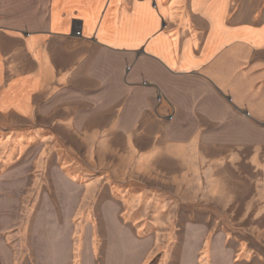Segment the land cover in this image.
<instances>
[{"label": "rangeland", "instance_id": "obj_1", "mask_svg": "<svg viewBox=\"0 0 264 264\" xmlns=\"http://www.w3.org/2000/svg\"><path fill=\"white\" fill-rule=\"evenodd\" d=\"M69 84L0 116V264H264V150L114 131Z\"/></svg>", "mask_w": 264, "mask_h": 264}, {"label": "crops", "instance_id": "obj_2", "mask_svg": "<svg viewBox=\"0 0 264 264\" xmlns=\"http://www.w3.org/2000/svg\"><path fill=\"white\" fill-rule=\"evenodd\" d=\"M25 1L0 0V116L71 83L114 131L264 150V0Z\"/></svg>", "mask_w": 264, "mask_h": 264}, {"label": "built area", "instance_id": "obj_3", "mask_svg": "<svg viewBox=\"0 0 264 264\" xmlns=\"http://www.w3.org/2000/svg\"><path fill=\"white\" fill-rule=\"evenodd\" d=\"M77 35H80V32H77Z\"/></svg>", "mask_w": 264, "mask_h": 264}]
</instances>
